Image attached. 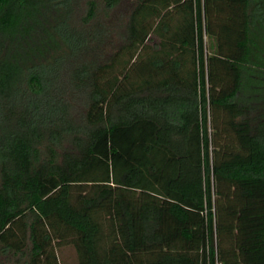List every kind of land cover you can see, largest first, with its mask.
Returning <instances> with one entry per match:
<instances>
[{"label": "trees", "instance_id": "trees-1", "mask_svg": "<svg viewBox=\"0 0 264 264\" xmlns=\"http://www.w3.org/2000/svg\"><path fill=\"white\" fill-rule=\"evenodd\" d=\"M264 264V0H0V264Z\"/></svg>", "mask_w": 264, "mask_h": 264}, {"label": "rangeland", "instance_id": "rangeland-1", "mask_svg": "<svg viewBox=\"0 0 264 264\" xmlns=\"http://www.w3.org/2000/svg\"><path fill=\"white\" fill-rule=\"evenodd\" d=\"M59 256L63 264H76L74 252L69 248L62 249Z\"/></svg>", "mask_w": 264, "mask_h": 264}]
</instances>
